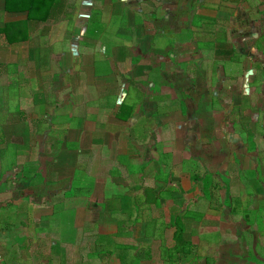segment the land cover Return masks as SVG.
<instances>
[{"label": "crops", "instance_id": "0c3cea01", "mask_svg": "<svg viewBox=\"0 0 264 264\" xmlns=\"http://www.w3.org/2000/svg\"><path fill=\"white\" fill-rule=\"evenodd\" d=\"M0 264H264V0H0Z\"/></svg>", "mask_w": 264, "mask_h": 264}]
</instances>
